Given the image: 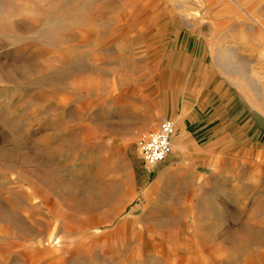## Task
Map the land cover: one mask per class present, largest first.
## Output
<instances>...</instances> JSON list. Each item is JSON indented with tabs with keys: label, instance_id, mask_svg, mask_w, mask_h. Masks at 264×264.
I'll use <instances>...</instances> for the list:
<instances>
[{
	"label": "rangeland",
	"instance_id": "obj_1",
	"mask_svg": "<svg viewBox=\"0 0 264 264\" xmlns=\"http://www.w3.org/2000/svg\"><path fill=\"white\" fill-rule=\"evenodd\" d=\"M0 264H264V0H0Z\"/></svg>",
	"mask_w": 264,
	"mask_h": 264
},
{
	"label": "built area",
	"instance_id": "obj_2",
	"mask_svg": "<svg viewBox=\"0 0 264 264\" xmlns=\"http://www.w3.org/2000/svg\"><path fill=\"white\" fill-rule=\"evenodd\" d=\"M176 124L171 120H163L159 128L150 134L141 145L142 160L149 168L163 163L172 152Z\"/></svg>",
	"mask_w": 264,
	"mask_h": 264
},
{
	"label": "crops",
	"instance_id": "obj_3",
	"mask_svg": "<svg viewBox=\"0 0 264 264\" xmlns=\"http://www.w3.org/2000/svg\"><path fill=\"white\" fill-rule=\"evenodd\" d=\"M181 145V142H180V140H178V144H177V146H180Z\"/></svg>",
	"mask_w": 264,
	"mask_h": 264
}]
</instances>
